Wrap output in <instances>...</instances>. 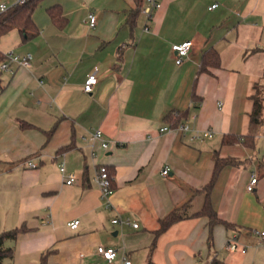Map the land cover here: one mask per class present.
Returning a JSON list of instances; mask_svg holds the SVG:
<instances>
[{
	"label": "crops",
	"instance_id": "0c3cea01",
	"mask_svg": "<svg viewBox=\"0 0 264 264\" xmlns=\"http://www.w3.org/2000/svg\"><path fill=\"white\" fill-rule=\"evenodd\" d=\"M46 1L45 15L34 14L35 38L24 42L18 29L0 38L4 54L33 56L31 66L1 74L0 234L28 228L6 241L13 264H39L46 252L51 264H114L99 246L132 264H245L248 248L264 244L255 234L264 230V122L251 123L257 90L264 107V0H161L150 20L144 0ZM53 5L63 9V27L47 14ZM185 41L194 47L177 65L172 46ZM210 51L218 64L199 72ZM95 69L99 82L86 93ZM185 121L191 131L183 136L176 127ZM98 129L107 149L90 139ZM208 130L212 138L190 140ZM250 134L252 147L243 139ZM231 137L238 140L226 142ZM216 158L235 160L210 192L229 227L196 215ZM62 164L76 175L71 185ZM100 165L115 172L110 207L95 182ZM174 211L182 219L160 232ZM116 217L139 227L113 224ZM234 236L245 254L223 250Z\"/></svg>",
	"mask_w": 264,
	"mask_h": 264
},
{
	"label": "built area",
	"instance_id": "2783aa9c",
	"mask_svg": "<svg viewBox=\"0 0 264 264\" xmlns=\"http://www.w3.org/2000/svg\"><path fill=\"white\" fill-rule=\"evenodd\" d=\"M26 0H17L16 4H24ZM162 6L161 0H144L141 12L143 15L146 16L147 19H152L155 12L160 9ZM218 6V4H214L210 7V9H215ZM8 5L6 3H0V12H5L8 10ZM88 21L90 27L94 28L97 23V17L94 13H90L88 15ZM148 30V28H146ZM194 44L192 41H185L180 44H174L172 46V50L175 54V62L177 65H181L186 58H188L189 53L193 49ZM264 50V45L262 46ZM33 56L30 53H27L26 55H19L15 54L14 52H9L5 54V60L0 63V73H8L10 75H15L17 69L19 67H29L32 64ZM16 65V67H15ZM99 78H98V70L95 69L94 72L88 75L85 83H84V91L86 93L93 92L95 86L98 84ZM222 105V103H220ZM170 127H164L161 129V131H168L170 130ZM177 130H179L183 136L188 134L191 129L189 126V123L187 121L181 122L176 127ZM103 132L101 130H95L92 134L90 139L92 141H103L102 140ZM213 132L208 130L204 132L195 131L192 136L190 137V140L192 141H204L205 139L212 138ZM102 148L107 149L109 147V143L102 142L101 144ZM29 166L31 168H36L37 164L33 162H29ZM61 173L66 177V184L71 185L75 179L76 175L73 173H68L66 171L65 166L62 164L60 167ZM170 172L169 167H166L162 171L163 176H168ZM258 178L254 174L252 175V179L248 185V189L251 191L253 190V187L257 183ZM95 182L98 185L102 200L106 203L107 207L111 206L110 198L114 192V188L112 186L113 178L110 175V171L108 166L100 165L97 168L96 176H95ZM113 224L116 225H130L134 228H138L139 224L136 222H131L130 218L122 219L120 217H116L112 220ZM80 225V220L76 219L71 221L68 226L71 229H77ZM255 234L264 238V230L263 231H255ZM223 250L226 252H240L242 254H245L247 252V247L240 242L239 238L237 236H234L230 238L225 245L223 246ZM97 252L99 255L102 256V258L108 262V263H114V264H132V261L124 254L121 258L118 256V250L113 247H104L99 246L97 248Z\"/></svg>",
	"mask_w": 264,
	"mask_h": 264
},
{
	"label": "trees",
	"instance_id": "16d2710c",
	"mask_svg": "<svg viewBox=\"0 0 264 264\" xmlns=\"http://www.w3.org/2000/svg\"><path fill=\"white\" fill-rule=\"evenodd\" d=\"M45 0H26L24 4H17L13 5L8 8L5 12H0V38L4 35L8 34L13 29H18L22 33V39L24 42H27L33 38H35L39 33L38 25L34 20V14L37 11L38 7L44 2ZM139 2V0H136ZM47 14L52 21L58 27H63L66 23V18L63 15V9L60 5H53L47 9ZM5 60V54L0 51V63ZM218 54L217 52H207L202 66L199 72L204 71L209 63L211 64H218ZM0 89H1V73H0ZM254 109L251 114V123L254 126L261 125L264 122L262 120V112H263V100L260 97L259 90H257V94L254 97ZM180 123V122H179ZM178 123V124H179ZM244 144L247 146H253V135H248L243 138ZM238 139L236 138H228L226 142L233 143L236 142ZM235 164V160H222L216 158V168L214 170V176L211 182L206 186L205 192V202L202 210L198 212L196 215L198 216H206L209 219L210 227L215 225L216 223H223L227 227L230 225L226 222H223L220 218H218L216 212L213 210L210 201V192L213 187L214 181L216 176L223 167ZM110 175L113 178L112 186L115 187L114 184V175L115 172L110 170ZM182 215L179 214L178 211L172 212L168 215L164 220H162L161 230L160 232L165 231L168 227H170L176 221L182 219ZM28 231L26 226H22L20 228H15L11 231H6L0 234V264H13L14 258V248L13 247H6V241L8 240H17V238ZM49 252L43 253L41 255L40 263L39 264H51L48 260ZM209 264H228L224 260L219 258H214Z\"/></svg>",
	"mask_w": 264,
	"mask_h": 264
},
{
	"label": "rangeland",
	"instance_id": "374dc122",
	"mask_svg": "<svg viewBox=\"0 0 264 264\" xmlns=\"http://www.w3.org/2000/svg\"><path fill=\"white\" fill-rule=\"evenodd\" d=\"M48 2H44L42 5H40L35 12L36 15L41 14L45 15L46 13V5ZM245 264H264V244L263 246H251L248 248Z\"/></svg>",
	"mask_w": 264,
	"mask_h": 264
}]
</instances>
